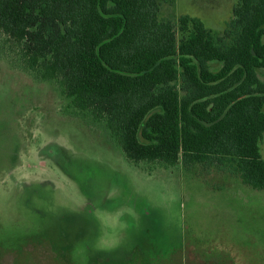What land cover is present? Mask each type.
I'll return each mask as SVG.
<instances>
[{
    "label": "rangeland",
    "instance_id": "374dc122",
    "mask_svg": "<svg viewBox=\"0 0 264 264\" xmlns=\"http://www.w3.org/2000/svg\"><path fill=\"white\" fill-rule=\"evenodd\" d=\"M238 1L160 0L159 19L179 39L185 14L222 34ZM15 52L0 54V264H264V189L201 164L136 166Z\"/></svg>",
    "mask_w": 264,
    "mask_h": 264
},
{
    "label": "trees",
    "instance_id": "16d2710c",
    "mask_svg": "<svg viewBox=\"0 0 264 264\" xmlns=\"http://www.w3.org/2000/svg\"><path fill=\"white\" fill-rule=\"evenodd\" d=\"M160 7L0 0V54L59 80L77 116L103 124L130 162L201 164L263 190L264 0H239L222 34L182 15V39Z\"/></svg>",
    "mask_w": 264,
    "mask_h": 264
},
{
    "label": "crops",
    "instance_id": "0c3cea01",
    "mask_svg": "<svg viewBox=\"0 0 264 264\" xmlns=\"http://www.w3.org/2000/svg\"><path fill=\"white\" fill-rule=\"evenodd\" d=\"M127 159V158H126ZM128 160V159H127ZM129 161V160H128ZM131 163H133V164H135L136 166H138L139 167V165L141 164V163H134V162H131ZM164 166L163 167H166V169H164L163 170V172L164 171H168L169 169H170V167H173V166H175V165H173V166H167V165H165V164H163ZM176 165H178V164H176ZM184 167V166H183ZM154 170L156 169V168H153ZM185 169V168H184ZM154 170H152V171H150V172H147V174H149V175H152V174H157V173H160L159 172V170L157 171H154ZM185 170H187V169H185Z\"/></svg>",
    "mask_w": 264,
    "mask_h": 264
}]
</instances>
